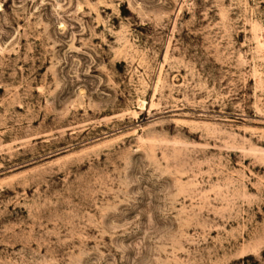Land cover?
<instances>
[{"label": "rangeland", "instance_id": "374dc122", "mask_svg": "<svg viewBox=\"0 0 264 264\" xmlns=\"http://www.w3.org/2000/svg\"><path fill=\"white\" fill-rule=\"evenodd\" d=\"M0 264H264V0H0Z\"/></svg>", "mask_w": 264, "mask_h": 264}]
</instances>
